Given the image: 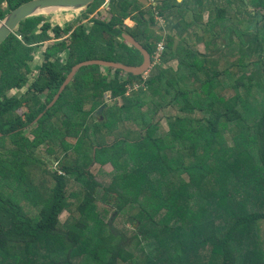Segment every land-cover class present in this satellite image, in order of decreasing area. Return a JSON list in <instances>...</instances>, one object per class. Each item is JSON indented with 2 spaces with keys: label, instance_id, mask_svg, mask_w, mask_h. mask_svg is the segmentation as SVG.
<instances>
[{
  "label": "trees",
  "instance_id": "1",
  "mask_svg": "<svg viewBox=\"0 0 264 264\" xmlns=\"http://www.w3.org/2000/svg\"><path fill=\"white\" fill-rule=\"evenodd\" d=\"M29 1L0 0V22ZM105 1L96 0L84 19ZM131 1L119 15L103 10L90 31L84 21L56 26L64 40L48 49L42 76L22 98L7 94L27 86L38 49L54 39L53 25L47 17L24 21L0 47V264H264V0H247V9L234 0H216L223 7L183 0L180 10L163 15L179 14L185 30L197 26L203 36L186 46L168 38L163 62L177 61L176 73L156 66L146 81L131 74L120 81L119 69L84 67L35 124L79 64H142L138 51L117 40L118 26L155 53L163 36L135 15ZM250 9L254 17H240ZM129 18L138 26H126ZM220 41L225 46L215 58ZM58 53L69 55L66 63L51 61ZM48 89L49 101H42ZM169 109L185 117L166 130L155 118ZM196 114L201 118H190ZM116 131L119 139L107 144ZM226 132L237 146L230 153ZM42 148L59 160L63 151L59 172L38 158ZM88 160L101 167L97 176ZM38 166L41 185L32 178Z\"/></svg>",
  "mask_w": 264,
  "mask_h": 264
},
{
  "label": "water",
  "instance_id": "2",
  "mask_svg": "<svg viewBox=\"0 0 264 264\" xmlns=\"http://www.w3.org/2000/svg\"><path fill=\"white\" fill-rule=\"evenodd\" d=\"M96 0H32L24 3L19 8L11 11L5 19L0 22V47L21 27L24 21L39 17H49L58 15H73V14H84L92 9ZM113 4L108 3L107 6L115 8L116 5L120 6L123 0H111ZM109 2V1H108ZM115 3V4H114ZM121 7V6H120ZM53 27V31H54ZM117 30L119 34L117 39L123 43H127L128 47L135 49L143 58V62L138 66H128L121 63L107 62L102 60H93L79 64L73 69V72L68 77L66 84L63 86L53 103H51L47 110L42 113L35 124H37L58 102L61 98L66 87L75 79L77 74L84 67L91 65H99L106 70L111 68L121 70L126 77L130 74L134 77H142L147 74L151 68V56L146 49L137 41L129 32L123 27L118 26ZM114 71V70H113ZM115 72V71H114ZM104 108L98 112V116L102 115ZM1 136V134H0ZM43 153V152H40ZM44 155V154H43ZM42 155V156H43ZM49 157H47L48 159ZM51 158V157H50ZM130 225L135 229L137 223L135 219H129Z\"/></svg>",
  "mask_w": 264,
  "mask_h": 264
},
{
  "label": "rangeland",
  "instance_id": "3",
  "mask_svg": "<svg viewBox=\"0 0 264 264\" xmlns=\"http://www.w3.org/2000/svg\"><path fill=\"white\" fill-rule=\"evenodd\" d=\"M234 2V7L235 8H237V7H239V8H243V9H247V0H234L233 1ZM209 3H212L213 4V7H218V6H220V7H223L224 5H225V3H224V1H214V0H211V1H209ZM9 7H8V5H7V3H5V5H4V9H8ZM90 11V10H89ZM88 13V12H87ZM209 13H210V11L208 10V7H206L205 9H204V11L202 12V16H203V21L205 22V21H207L208 19H209ZM91 15H93V14H91ZM247 16L249 17L250 15H248L247 14ZM56 17H60V16H52V17H47V19H49L51 22H52V24H53V26L54 25H60V21H59V18H56ZM68 17H70V15H68ZM82 17H84V15L82 16ZM81 17V18H82ZM182 17V16H181ZM250 17H254V14H252ZM81 18H80V21H81ZM54 19H56V20H54ZM72 20H73V22H74V18H71ZM182 19H183V17H182ZM181 24H182V22H181ZM183 27V26H182ZM192 28V27H191ZM190 28V29H191ZM188 30L187 32H185V33H187V34H189L190 35V42L189 43H191V42H193L194 41V38L191 40V35H192V33H193V30ZM40 29H38V31H39ZM40 33H41V31H39ZM52 32V31H51ZM175 34V33H174ZM51 35L54 37L55 35H54V33H51ZM165 36V35H164ZM200 37V36H199ZM118 40V39H117ZM54 41H52L51 43H53ZM237 42V41H236ZM50 43V42H49ZM186 43V42H185ZM185 43H182L181 45L182 46H186V45H184ZM188 43V44H189ZM127 44V43H126ZM220 45V49L218 50V51H216L215 53H213V54H211V56H213V57H218L219 58V56L222 54V51H223V49H224V42L223 41H220V43H219ZM47 47L48 46H46V44H45V46L44 47H42V49H39V51H41V52H44V51H46V49H47ZM187 48H190L189 46L187 47ZM197 50H198V52H199V55H201V56H205L207 53H206V50H205V47H204V44H202V43H199L198 45H197ZM41 52H40V54H38V58L41 56ZM177 62V61H176ZM33 67L35 66L34 64L32 65ZM154 66H157L156 65V63H154ZM168 67H170V68H173L174 69V72L176 73L178 70H179V68H178V63H171ZM168 67H164V69H167ZM91 68V67H90ZM152 68V67H151ZM102 70V72H104V73H107V71L108 70H106V69H101ZM114 71H112V74L111 75H109V80H113L114 79ZM0 75H1V72H0ZM147 75V76H146ZM148 76H149V73L148 74H145L144 76H142V79H148ZM127 77H126V75H124V74H122L121 73V75H120V81H122V79L123 80H125ZM34 81H35V78H34V76H31L30 78H29V83L27 84V86L24 88V89H21V90H17V95H19V96H16V97H18V98H21V97H23L26 93H27V91L31 88V84L32 83H34ZM187 82V81H186ZM188 85V84H187ZM33 87V86H32ZM134 91L133 90H129V92L127 93V96H130V94L131 93H133ZM226 94H230V92L228 91V92H226ZM40 96H41V99H42V101H44L45 100V98H46V96H47V93H40L39 94ZM107 99H108V97H107ZM107 102H109V100L107 101ZM97 119L98 118H100V116H98V113H96L95 115H94ZM176 117H180V118H184L185 116H182V115H176V113L173 111V110H171V109H169V110H165L164 112H160L159 113V115H157V117L155 118V122L156 123H159V122H161V124L164 126V128L166 129V130H168V124L170 123V120H173V119H175ZM191 119H193V118H201V116L199 115V114H196L195 115V117H190ZM68 119V117H64V120H67ZM254 122V121H253ZM248 125L249 126H252V122H249L248 123ZM242 125L239 127V129H242ZM120 129H121V131L123 132V126L121 125L120 126ZM121 131H116V133H114L113 135H112V137L111 138H109V139H107V144H109V145H111V144H113L117 139H119V137H120V135H121ZM240 130H237L236 129V132L237 133H239L240 134V132H239ZM26 134L27 135H29L30 137H32L31 135H30V129H28L27 131H26ZM225 140H226V142H228L229 143V145H227V146H225V150H226V153H230L232 150H234L235 149V147H237L235 144H233V142H232V140H233V135L232 134H229V132H226L225 133ZM40 152H43V153H40ZM63 153V151H61V160H59L58 158H57V156L56 157H52V158H48L47 159V157H48V155H47V153H46V149H44V148H42L37 154H38V158L40 159V160H42V161H44V162H46V164H47V170L49 171V172H52L53 174L54 173H56V172H59V170L63 167V161L62 160H64L63 159V157H64V154H62ZM225 153V154H226ZM44 154V155H43ZM43 155V156H42ZM57 159V161H55ZM87 164H90L91 166L89 167V170L93 173V175L94 176H97V174L99 173V171L101 170V167L99 166V165H96V164H94L93 163V161L92 160H88L87 161ZM91 168V169H90ZM105 170H107V172H111L112 171V169H111V167L110 166H107V167H105L104 168ZM42 169H40V166H38L36 169H34L33 171H32V173H33V175H32V178L35 180V184L36 185H41V182L45 179V177L43 176V173H42V171H41ZM48 184V183H47ZM213 185H214V188L215 187H217V181L214 179V182H213ZM235 187V184H232V187L231 188H234ZM238 187V186H237ZM236 188V187H235ZM207 194L208 193H205V191H204V199H208L206 196H207ZM197 201H198V198H195ZM109 200H113V199H110L109 198ZM209 200H210V198H209ZM208 200V201H209ZM256 200V199H255ZM106 205H107V203H105ZM107 206H109V205H107ZM114 213V212H113ZM113 213H111L110 215H111V217H112V214ZM71 216V212L70 211H66V212H63V214L61 215V220L63 221V222H66L68 219H69V217ZM76 217H77V219H79V217H81V215L80 214H76ZM131 218V217H130ZM129 218V219H130ZM129 219H128V221H129ZM133 219V218H132ZM130 225V224H129ZM137 226H138V224H137ZM213 253V252H212ZM211 253V254H212ZM217 257H219V256H217Z\"/></svg>",
  "mask_w": 264,
  "mask_h": 264
},
{
  "label": "crops",
  "instance_id": "4",
  "mask_svg": "<svg viewBox=\"0 0 264 264\" xmlns=\"http://www.w3.org/2000/svg\"><path fill=\"white\" fill-rule=\"evenodd\" d=\"M144 1L145 2L153 1V2H155V6L154 7L156 9L158 8L157 12L151 11L152 15L154 14V16H156V17L158 16L157 18H155L156 21L152 22V24L150 25V29L151 30L156 32L158 35L163 36V40H166V41H168L169 37H173L175 39L176 46L181 45L186 40L190 41V35L185 33L188 30H185L182 27V24H181L182 17L179 16V14H173V15L170 16L169 19H166L165 18L166 16H164V15H169L173 11L175 12L177 10H180L183 0H143L142 1L143 4L146 5L147 3H145ZM113 2L114 1L109 0L108 3L113 4ZM5 3H7V2H5ZM5 3L2 4V9L4 11H8L10 9V4L7 3L9 8L6 10V9H4ZM120 6L116 5L115 8H113L112 6L111 7L107 6L104 9H108L109 10L111 8L114 14L119 15L121 13V7ZM161 8H162V10H160ZM165 10H167V11H165ZM158 12H161L162 15L164 14L163 15L164 18H161L162 15L160 16ZM84 14H86V13H84ZM84 14H73V15H70V17H68V15H58L60 17H56V18H59V21H60V25L59 26L64 28V29L69 28V27L74 26V25L76 27H78V26H80V25H82L84 23L88 27V29L90 31L92 29V27H93L92 19L95 17L94 16L95 13L93 15H90L88 19H84V17H82ZM49 17H52V16H49ZM71 18H74V22H73V20ZM80 18H81V21H80ZM54 20H56V19H54ZM48 21L50 23H52L49 19H48ZM125 25L130 27V28H134L136 23L133 22L131 19H127L126 22H125ZM56 26H58V25H54L53 27H56ZM190 30H193V33L191 35V40L194 38L193 37L194 35H198L200 37L203 36L202 30L199 27H197V26H194ZM40 52L41 51H39V49H38L37 53L40 54ZM172 63H178V62L175 61V62H172ZM170 64L171 63L168 62V64L165 65V67H168ZM17 90H20V89L16 88V89L11 90L7 94L8 98L16 96L17 95Z\"/></svg>",
  "mask_w": 264,
  "mask_h": 264
},
{
  "label": "flooded vegetation",
  "instance_id": "5",
  "mask_svg": "<svg viewBox=\"0 0 264 264\" xmlns=\"http://www.w3.org/2000/svg\"><path fill=\"white\" fill-rule=\"evenodd\" d=\"M108 1L109 0H106L105 1V4L102 6V7H100L99 9H97L96 11H95V17L98 15V14H100L103 10H105L104 8L105 7H107V4H108ZM124 1V0H123ZM143 0H132L131 2H130V5H131V7H132V5H135L136 7H137V9H138V11H136V14L135 15H137L140 19H141V21L143 22V23H149V26L152 24V22H154V21H156V19L155 18H157L156 16H154V14L152 15V12L151 11H153V12H157L158 11V8L156 9L154 6H155V2H153V1H149V2H145V3H147L146 5L145 4H143V2H142ZM109 7H111V6H109ZM238 8V7H237ZM208 9H209V7H208ZM155 10V11H154ZM140 11H141V13H140ZM159 13V15L161 16L162 14H161V12H158ZM237 14H239L238 12H237ZM247 14L248 15H252V14H254L253 13V11L250 9L248 12H246V14H244V13H241L240 14V17L241 18H243V17H248L247 16ZM249 16V17H250ZM248 17V18H249ZM161 18H164V16L162 15L161 16ZM252 18V17H251ZM129 19H131V18H129ZM209 20V19H208ZM207 20V21H208ZM133 21V20H132ZM207 21H205V22H207ZM134 22V21H133ZM136 23V22H135ZM59 26V25H58ZM138 26V23H136V25H135V27H137ZM134 27V28H135ZM42 28V27H41ZM40 28V30L39 31H41L42 32V29ZM38 31V32H39ZM51 33H54V31L53 32H50V35H51ZM54 35H55V33H54ZM52 36V35H51ZM52 38H54L52 41H54L53 43H51L52 41H50V43L49 42H47V43H45L46 44V46H48L47 47V49H46V51H44L43 53L41 52V56L38 58V54L39 53H37L36 54V57H35V61H33L32 62V65L34 64L35 66L33 67L32 66V69H33V72L32 73H30L28 76H29V78L31 77V76H34V78H35V81H34V83H32L31 84V87L32 86H34L35 84H36V82H37V80L39 79V77H41L42 76V66H44V64L46 63V61H47V58H46V56H45V54H46V52L48 51V49L49 48H51V47H53V46H56V45H59V43H61L63 40H64V38H56V36H52ZM137 41H139L140 42V44H143V42H144V39L143 38H141L140 40L137 38ZM162 41H165L166 42V48H167V42L168 41H166V40H162ZM126 44V43H125ZM45 46V45H44ZM43 46V47H44ZM143 46V45H142ZM146 49V48H145ZM146 51H147V49H146ZM148 53H149V51H147ZM138 54H139V52H138ZM149 55L151 56V67L152 68H150V70H149V72L148 73H150L151 72V70L153 69V68H155L156 66H154V62H153V54H151V53H149ZM139 56L141 57V61L140 62H143V58H142V56L139 54ZM139 56H137L136 58H138ZM68 57H69V55L67 54V53H58V54H56L54 57H52L51 58V61H53V62H56L57 60H61L63 63H66V61L68 60ZM122 64V63H121ZM141 65V64H140ZM138 66V65H137ZM157 66H162L163 68L165 67V64H164V62H162L161 64H159V65H157ZM147 73V74H148ZM115 74V73H114ZM29 83V82H28ZM30 84V83H29ZM24 89V88H23ZM21 90V89H20ZM50 92H51V89H48V91L47 92H45V93H47V96H46V98H45V102H48L49 101V95H50ZM44 93V94H45ZM16 96H19V95H16ZM16 96H14V97H10V98H18V97H16ZM41 97V96H40ZM9 98V99H10ZM22 98V97H21ZM54 99L55 98H53V100L52 101H50V104L51 103H53V101H54ZM2 101H5L4 100V98H2L1 99ZM49 104V105H50ZM63 119H64V117H63ZM28 129H30V133H31V130L33 129V126L31 127V128H26V130H28ZM25 130V131H26ZM48 157H51V156H48ZM56 157V156H55ZM55 161H57V159L55 160Z\"/></svg>",
  "mask_w": 264,
  "mask_h": 264
},
{
  "label": "built area",
  "instance_id": "6",
  "mask_svg": "<svg viewBox=\"0 0 264 264\" xmlns=\"http://www.w3.org/2000/svg\"><path fill=\"white\" fill-rule=\"evenodd\" d=\"M165 51H166V42L165 41H161L158 44L155 53L153 54V62L156 63V65H159V64H161L163 62ZM146 80H147V78L144 81H146ZM135 87H136V90H137L141 86L136 85Z\"/></svg>",
  "mask_w": 264,
  "mask_h": 264
}]
</instances>
